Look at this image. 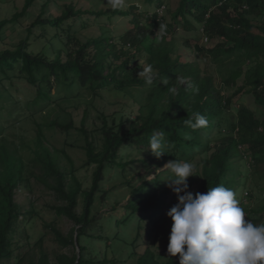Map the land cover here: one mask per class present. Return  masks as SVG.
<instances>
[{"label": "trees", "instance_id": "obj_1", "mask_svg": "<svg viewBox=\"0 0 264 264\" xmlns=\"http://www.w3.org/2000/svg\"><path fill=\"white\" fill-rule=\"evenodd\" d=\"M179 1L168 20L158 11L150 14L139 10L136 4L126 10L111 7L100 11L78 10L73 4H63L60 11L53 9L54 0H24L21 11L0 22V264H126L115 256L108 258L107 251L123 254L128 248V256L135 255L136 240H126L125 229L137 213L148 214L146 220L151 227L146 235L156 231V239L168 245L171 230H164L160 223L173 207L169 200L174 191L164 184L161 174L147 181L140 171H150L154 162L162 166L200 156L196 168L200 183L193 193H206L211 187L223 185L233 190L238 200L244 189L247 196H253L254 186L248 183L247 172L237 162L248 160L242 151L248 148V173L264 163V118L242 109L238 122L226 130L231 100L221 94L212 76L204 74L198 59L200 55L210 56L221 67L232 56L249 60L253 65L247 84L252 87L256 104L264 107V0ZM142 2L160 10L169 6L171 0ZM38 7L39 14L35 16L33 10ZM86 14L95 19L106 17L110 24L115 23L116 16L129 17L132 28H125L118 37L115 27L107 31L103 22L84 19ZM17 21L26 35L19 40L10 39L5 35L6 28ZM93 25L102 28L99 37L86 34ZM161 25L163 30L159 31ZM178 26L187 31L202 30L215 46H193L196 59L191 61V44L186 40L181 47L174 35ZM143 68L151 69V85L139 77ZM177 76L184 83L178 84ZM240 76L241 70L223 76V80L235 82ZM165 79L167 86L162 82ZM173 86L177 87L176 93L171 92ZM105 93L128 97L131 103L123 105V110L132 109L133 105H138V110H131L135 116L128 119L122 112L112 119L100 112L101 126L89 131L86 108L78 129L85 139L87 160L77 168L66 149L49 147L45 127L67 133L77 128L74 121L64 124L49 117L53 111H66L71 103L88 95L93 101L86 100L85 104L95 107L94 100ZM197 112L206 117L207 125L193 130L185 121ZM27 122L35 129L32 139L20 129ZM157 132L169 144L165 156L160 158L146 150L149 138ZM97 134L101 135L99 141ZM135 152L142 156L134 158ZM60 155L71 168L60 164ZM91 166L95 167L92 183L84 189L76 172ZM135 166V177L141 184L133 182L135 177L127 176ZM117 178L124 181L116 190H128L131 195L125 206L127 214L119 219L95 213L98 197L103 202L111 201L113 209H117L119 200L112 196L113 190L104 186ZM34 181L55 191L63 202L52 208L59 217L72 221L74 227L67 235L54 224L50 228L56 241L72 247V253L51 257L46 250L38 251L28 243L26 225L35 215L34 201L24 208L16 195L19 189L31 190ZM252 213L262 214L264 207ZM141 219L139 236L143 235ZM259 219L246 220L260 224L263 220ZM98 240L111 244L104 252L97 251ZM134 264H179V255L172 257L167 249L161 253L148 249Z\"/></svg>", "mask_w": 264, "mask_h": 264}, {"label": "rangeland", "instance_id": "obj_2", "mask_svg": "<svg viewBox=\"0 0 264 264\" xmlns=\"http://www.w3.org/2000/svg\"><path fill=\"white\" fill-rule=\"evenodd\" d=\"M179 0H171L169 6L166 5L160 10H158L156 7H150L148 5H145L142 0H126V6L124 9H129L132 4H136L139 6V10H144L145 12H148L150 14H153V12L158 11L160 16L167 17L168 20H171L170 12H173L176 10L179 6ZM24 0H0V22L4 19H10L12 18L17 12L21 11L23 8ZM53 9H58L62 11L64 8L63 4H73L78 10H90V11H100V10H108L111 8V6L107 3V0H54ZM123 9V8H121ZM39 7L34 11V15L37 16L39 14ZM35 17H33L34 20ZM84 19H89L91 22L96 20L97 22H103V24H106V30L108 31L111 28L115 27V34L118 37L120 34L124 31V29H130L132 28L129 22V17H123V16H116L115 17V23H111L106 19V17H100L99 19H95L94 15L86 14L83 16ZM22 26L17 21L12 25L7 26L5 35L9 37L10 39H16L19 40L20 38L25 37V33H22L20 29ZM102 32V28L97 27L96 25H93L91 27L90 33H86L88 36H97L99 37L100 33ZM112 36V33L110 34ZM114 35V34H113ZM167 35V34H166ZM175 37L179 41V45L182 47L184 46V43L186 40L191 44V50L192 52L189 53L191 61H195L196 59V51L193 49V46H201L204 48H212L215 46V42L212 40H209V38L205 35V33L202 30L199 31H187L182 26H178V29L176 30V33L174 34ZM167 38L170 39V36ZM9 40V39H8ZM10 41V40H9ZM186 59H189L188 55L186 54ZM183 60H185L183 58ZM200 61V67L204 74H208L213 77L215 80L216 86L221 90V94L225 98H230L231 104L230 109L227 111L228 116V122L226 125L228 128H225L228 130L232 125L236 124L238 122L239 112L242 109H246L248 111H254L256 115L264 118V107L259 106L256 104L254 99V94L250 91L252 90V87L247 84V74L249 69L252 67V63L249 60L241 59L232 56L230 58L225 59V65L220 66L214 59L210 56L206 57L204 55H200V58L198 59ZM144 66V62L140 61ZM223 72L224 75L221 74L220 69ZM239 70H241V76L236 79L235 82H227L223 80V76H229L232 73H236ZM86 100H92V96L88 95L85 96L83 99L71 103V107L69 109H66V111H53L49 117L50 120H58L61 123L68 124L70 121H74L76 124L75 129H72L71 131L67 132H61L58 129L48 128L45 127V135L47 137V140L50 144L49 147H51L52 150L58 149L63 150L66 149L69 157L72 158L75 166L77 168H80L85 161L87 160V154L86 150L84 148L85 146V139L83 134L80 132L78 128L81 126V120L83 118L84 112L87 108L88 111V120H87V128L89 131H94L97 128L101 126V120L99 118L100 112L106 113L107 116L111 118L116 113L122 112L126 119L129 117H133V113H131V110L133 112H136L138 110V105H133L132 109H125L123 110V105H128L131 103V99L128 97H124L123 95L115 96L113 93H105L103 94L102 98H98L97 100H94V106H87L85 104ZM93 101V100H92ZM82 102V104L80 103ZM77 103H80V107L76 106ZM112 119V118H111ZM21 131H24L27 133L25 136L28 139H32L35 135V129L32 128V123H25L23 128H20ZM225 130V131H226ZM93 136V135H92ZM100 134H97L96 138L99 141L100 140ZM19 137L17 138V140ZM169 144L166 142L165 151L167 152ZM242 151L246 153L247 159H251V153L248 150V148H243ZM165 152V154H166ZM163 154L161 157L165 156ZM134 158L139 159L140 155L138 152L134 153ZM206 155H203L205 157ZM143 157L146 158L147 154L144 153ZM248 160L237 162V164L242 168V170L246 173L248 177V183L253 185V196H247V189H244L243 192L240 191L239 197H240V204L243 207L247 218H254L258 219L260 218L262 223H264V213H252L253 210L260 209L264 207V178H261L264 176V163L260 164L256 169L252 171V173H248L249 167H248ZM201 161V157L197 156L193 161H191L194 166L197 168L199 162ZM60 164L63 167L71 168L72 165L68 163L67 159L60 155ZM168 164L166 162L162 166H158L156 162L153 163L150 171H145L144 169L140 168L142 176L146 175V180L151 181L155 179L158 175H162L163 182L165 185H167L168 179H169V172L165 168V165ZM252 164V163H251ZM94 166L82 168L79 169L76 172V176L80 180V182L83 184L84 189H88L91 186L92 183V176L94 172ZM253 169V166H252ZM251 169V170H252ZM131 170V169H129ZM138 167L135 166L133 171H130V173H127L128 178H134L137 174ZM197 174V172H196ZM135 177V181H133L135 184H141ZM144 178V179H145ZM124 181L123 178H117L115 181H107L105 183V188L107 190H113L112 196H114L116 199L119 200V203L117 204V209H113V205L110 202H103L99 199H97L96 202V208L95 213L97 214H105V216L114 215L117 218L121 219L127 214V210L125 206L128 204L129 199L131 198L130 192L128 190L119 189L116 190L117 187ZM69 183H72V181L69 179ZM200 183L199 175L192 176L188 178V184H189V191L193 193V191L196 190ZM250 190V189H249ZM16 200L19 204H21L24 208L30 207V201H34V207H35V215L31 219V221L26 225V231L30 238L27 240L28 243L33 245V248H37L39 251L41 248L46 250L50 254L51 257L54 256V254L57 253H72L73 248L72 247H65L61 245L59 242L56 241V238L50 228V225L57 226L65 235L69 234L72 228L74 227V223L70 221L69 219L65 217H59L55 210H53V206L60 205L63 202L59 200L57 194L55 191L47 189L45 185L38 183L34 181L33 188L30 189H19L17 191ZM80 205H79V212L83 210V200L80 199ZM169 202L173 204V206L178 203V198L175 194L171 196ZM251 212V213H250ZM148 217V214H141L137 213L132 221L129 223V225L126 226L125 229V235L126 240L129 242L136 240L135 245H133V249L135 252V255L132 257L128 256V251L130 249H125L123 254H114L111 250L107 251L108 258H113L114 256L118 259L123 260V262H127L126 264H134L139 256H141L146 250L150 249L154 252L161 253L165 252L167 249V243L164 240L156 239V231H152L151 234L146 235V232L151 227V224L148 220H146ZM140 218L143 220L142 222V232L143 235L139 236V221ZM154 221L157 220V216H155ZM259 219V220H260ZM160 226L164 230H171L172 226V220L168 215L166 216V220L162 221L160 223ZM120 230L124 229L121 226L117 227ZM112 233V231H107V234ZM18 238V237H17ZM42 240L41 244L39 243ZM40 244V245H39ZM111 244L110 241L104 242L103 240L96 241L95 245L97 247V251L104 252V250ZM32 247V246H31ZM30 248V247H29ZM27 248V251L29 250ZM122 255V256H121ZM100 256L98 257V260H100Z\"/></svg>", "mask_w": 264, "mask_h": 264}, {"label": "clouds", "instance_id": "obj_3", "mask_svg": "<svg viewBox=\"0 0 264 264\" xmlns=\"http://www.w3.org/2000/svg\"><path fill=\"white\" fill-rule=\"evenodd\" d=\"M113 9L126 6V0H107ZM163 30V25L159 31ZM139 77L146 84L153 83L150 68H143ZM178 84L184 83L177 76ZM167 86L168 80L162 81ZM177 87L171 88L176 93ZM193 130L207 125V119L194 113L185 121ZM166 142L162 133L149 138L151 153L160 158L165 154ZM168 187L178 203L167 215L172 220L167 252L179 255V264H264V223L255 224L246 220V213L233 190L223 185L211 187L206 193L189 191L188 178L196 176V167L191 161H169Z\"/></svg>", "mask_w": 264, "mask_h": 264}]
</instances>
